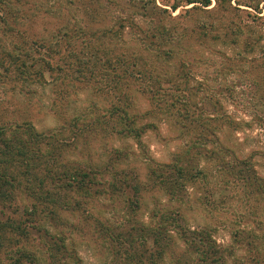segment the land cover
<instances>
[{"label": "trees", "instance_id": "16d2710c", "mask_svg": "<svg viewBox=\"0 0 264 264\" xmlns=\"http://www.w3.org/2000/svg\"><path fill=\"white\" fill-rule=\"evenodd\" d=\"M211 1L0 0V26L6 35H15L19 40L17 47L12 46L11 50L5 47V53L0 56V70L5 75L11 73L21 84L64 87L68 95L69 89H80L87 84H91V89L92 86H98L101 91L107 88L111 95V106L106 110L111 114V135L132 139L140 150L144 145L143 133L156 126L147 119L148 114L170 112L179 102L186 101L182 102V127L199 130V138L205 135L216 149H210L212 153L228 150L221 133L223 128L233 127L235 121L228 115L193 119L187 107L194 96L190 86L192 68L202 64V58L191 56L192 44H203L206 37L213 43L218 41L230 52L223 51L220 56L225 65L239 69L246 66L256 70L258 79L264 80V44L259 33L264 26V0H214L215 4L210 6ZM181 6L184 8L174 14ZM199 11L203 12V19L197 17ZM210 49L216 50L213 46ZM164 84H169L168 91ZM135 93L149 101L147 109L136 110ZM207 101L216 100L210 97ZM256 101H264V87L260 84ZM80 120L77 113L72 114L59 130L52 128L51 132L38 131L27 120L0 122V264H25L32 256L31 251L12 249L8 262L1 257L4 240L10 242V235L27 232V228L4 212L5 208L11 209L17 193L29 194L32 201L28 215L33 219L29 228L40 232L46 220L55 215L49 204L53 207L58 204L55 198L58 189L65 194L67 191L93 197L92 188L99 183L101 174L108 176L113 191L135 195L127 197L130 206L141 199V191L154 187L170 203L178 201L174 216L164 212L152 227L137 221L127 225L130 231L141 232L143 242L147 237L160 258H166L170 232L174 231L182 242V252L172 264H243L232 259L239 247L221 245L214 238L210 224L191 226L180 213L188 201L183 191L188 184L196 182L202 174L200 169L188 166V160L185 165L180 164L183 156L179 157L178 153L168 163L155 162L145 154L142 179L125 169L131 153L115 146L107 154L110 164L79 159L67 164L62 160L65 138L59 135L66 124L72 134L75 128L81 133L84 122ZM104 123L109 124L93 118L87 123V130L93 131ZM254 178L257 188L260 187L255 174ZM245 234L249 235V231L238 228L231 235L233 241H238ZM260 240L264 241V237ZM57 242L51 243L52 248L55 253H62L66 249L64 241ZM262 250L264 246H257L246 264H264ZM185 254L187 259H182ZM151 255L149 252L146 264L152 263ZM4 257L7 258L6 253ZM36 261L37 258L32 264H37Z\"/></svg>", "mask_w": 264, "mask_h": 264}, {"label": "rangeland", "instance_id": "374dc122", "mask_svg": "<svg viewBox=\"0 0 264 264\" xmlns=\"http://www.w3.org/2000/svg\"><path fill=\"white\" fill-rule=\"evenodd\" d=\"M214 4L212 0L210 6ZM182 8L179 7L174 14ZM203 15V12L197 13L199 19H203ZM259 33L263 45L264 26ZM203 39V44H192L190 54L197 59L202 58V64L192 68L190 86L194 96L187 107L193 119L206 116L224 118L228 115L235 121L233 127H225L221 133L228 150L212 153L210 149L215 148L205 135L199 138V130L182 127V102L186 101L179 102L170 112L148 114L147 119L154 121L156 126L143 133L144 145L140 150L132 139L111 135V114L106 111L111 106V95L107 88L101 91L98 86L91 89V84H87L80 89H69L71 93L68 95L64 87L52 88V84H21L22 81H17L11 73L5 75L1 70L0 122L27 120L38 131L51 132L52 128L59 130L68 116L77 113L80 121L84 122L81 133L75 128L72 134L67 131L66 124L59 135L66 142L62 160L67 164L73 159L110 164L107 154L111 146L121 147L131 153L126 171H133L142 179L145 175L143 155H149L158 163H168L176 153L180 154H177L183 156L179 159L180 164L185 165L189 161L188 166L197 167L202 172L196 182L188 184L183 191L188 201L182 205L180 213L191 226L210 224L218 243L239 247L237 256L232 259L246 264L254 256V249L264 246V241L260 240L264 237V101H256L257 87L259 84L264 87V80L258 79L256 70L246 66L239 69L225 65L220 56L223 51L230 52L218 41L213 43L208 37ZM18 41L15 35H6L0 26V56L5 53V47L10 50L12 46L17 47ZM211 46L216 50L212 51ZM164 85L168 91L169 84ZM210 97L216 101H207ZM134 102L136 110L149 107V101L140 93H135ZM93 118L109 124L104 123L100 128L88 131L87 123ZM191 142L194 143L192 149L185 152ZM254 174L260 181L258 188ZM108 180L107 175L101 174L90 198L76 192L66 191L65 194L58 189V196H55L58 204L55 207L49 204L55 215L46 220L45 228L40 232L29 228L33 222L28 215L32 201L29 194L17 193L11 209L5 208L4 212L27 228V232L10 235V242L9 239L4 240L1 246L3 261L8 262L12 249H24L32 254L25 264H32L35 258L37 264H146L149 252L152 253V263L147 264L175 262V258L181 255L182 242L174 231L170 232V245L166 258L162 259L147 237L143 242L141 232L130 231L127 225L137 221L152 227L164 212L173 217L178 201L170 203L168 197L154 187L141 191V199L130 206L127 197L133 193L113 191ZM134 196L131 198L135 199ZM238 228L248 230L249 235H240L238 241H233L231 234ZM62 239L66 249L55 253L51 243L58 241L61 244ZM52 252L56 255L51 256ZM186 255L182 259H187Z\"/></svg>", "mask_w": 264, "mask_h": 264}]
</instances>
